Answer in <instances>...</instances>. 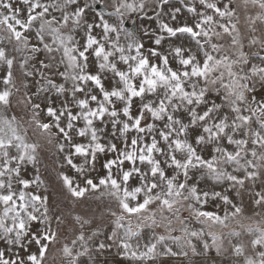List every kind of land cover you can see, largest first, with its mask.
I'll use <instances>...</instances> for the list:
<instances>
[{
  "label": "snow or ice",
  "instance_id": "snow-or-ice-1",
  "mask_svg": "<svg viewBox=\"0 0 264 264\" xmlns=\"http://www.w3.org/2000/svg\"><path fill=\"white\" fill-rule=\"evenodd\" d=\"M178 2L169 23L148 8L170 0H0V264H51L65 224L29 190L44 184L39 168L22 176L39 163L30 129L78 174L58 173L72 198L99 192L118 209H105L108 233L74 217L64 264H105L93 250L113 247L133 264L213 250L264 264V0ZM183 10L191 23L177 22ZM181 36L190 43L172 42Z\"/></svg>",
  "mask_w": 264,
  "mask_h": 264
},
{
  "label": "rangeland",
  "instance_id": "rangeland-1",
  "mask_svg": "<svg viewBox=\"0 0 264 264\" xmlns=\"http://www.w3.org/2000/svg\"><path fill=\"white\" fill-rule=\"evenodd\" d=\"M172 7H182L178 0H170V3L168 6L164 7L163 9H153L152 5H149L148 12L149 15L155 16L156 11H162L161 19L165 20L169 23H174L170 19L169 13L171 12ZM254 14V12H253ZM187 20L189 23H191V14L188 13L186 10H183L180 14L177 16V22H184ZM130 22H132L130 20ZM144 25L149 28L150 31H156L157 26L155 24V21L152 22L144 21ZM138 28L140 27L139 23H137ZM240 27L242 29V32L245 31L243 20H241ZM99 31V30H97ZM256 35H260V31L256 33ZM77 38H80V34H77ZM173 43H184L185 45H188L190 41L186 37H178V38H172ZM144 43L146 47L150 46V42L147 40V38H144ZM169 41L166 39L162 44V50H166L168 46ZM245 50L246 51H255V48H249L247 45V42L245 41ZM2 71V70H0ZM111 84V75L108 74L107 79L105 80V86L108 87ZM32 91L35 89L32 88ZM19 99V94L13 97V106L16 105V100ZM55 99V98H53ZM41 103L42 107L47 102L45 100V96L41 95L39 99L36 101ZM58 103L59 101L56 100ZM119 107V105H117ZM17 112L20 111L19 108H15ZM133 111L135 112V105L133 107ZM98 127H104L105 132L101 133V140L107 141L111 139L110 132H111V126L110 124H104L100 125L99 122H97ZM82 126V123L81 125ZM29 138L31 140L39 141L41 147L38 149L39 153V163L35 167L33 165H27L25 166L24 170L22 171V176L24 178H35L36 168H39V175L41 179L44 181V184L40 186L39 189H36L35 186H33L31 189L32 191H38L41 195H47L48 196V204L50 208V214L51 215H60L61 218L65 221V224L61 226L62 235L60 237V240L53 244L51 246V250L49 252V257H54L53 260H51V264H64L62 253H59L57 251L58 248L62 246L63 243L67 242L70 244L71 239L74 238V232H78L79 225L75 224L74 217L79 215L82 218L85 219H92L94 221L93 225L91 226H85L86 234L87 231L90 229V227H96L99 225L101 227V230L103 233H108L111 229V225L109 224V220L111 217L108 215V213L105 211L106 208L111 207L112 210L118 211V209L115 206V203L113 201H110L107 197H101L97 199V197L100 196L99 192L96 193H88L85 195V197L77 200L75 198H72L70 194L67 192V190L63 187L62 182L58 179V173L60 171H64L69 175H72L79 179L78 174L75 172L74 169H71L70 166H68L66 163H64L62 159V154L57 153L55 148L53 146H50L46 143V140L42 137H40L38 134H34L32 130H29ZM79 142L81 139L84 138H76ZM103 160V157L100 158ZM77 163L82 162V158H76ZM97 170H100V164L97 163ZM95 175V173H92ZM201 187H205V185L202 183ZM45 189H47L45 191ZM234 196V193L230 194ZM237 200L239 198H236ZM245 204L248 205V197L245 196L244 198ZM250 208V206H249ZM209 210H216L213 209L211 206H209ZM222 214V212H221ZM246 215H251V211H247L245 213ZM184 215H187V213H184ZM192 227H199L198 224L195 223V221L192 222ZM158 232L163 231L162 229H157ZM174 235H180L179 232H175ZM151 233L147 230L142 234L141 243L147 242V240L150 238ZM98 239H104V236L101 235ZM5 245L3 242H0V248H3ZM174 251H179L178 248H176L174 245L172 246ZM13 251H16V249H13ZM93 257L96 258L98 261H103L105 264H133V262L129 261L127 258L122 257L117 254V251L115 247H113L110 250H106L102 255L99 257H96V253L93 250ZM161 258H157L159 261ZM82 261L88 262V264H91L89 262L88 257H82ZM232 260V257L230 256H217L214 252V250L209 254V256H204L203 254L200 256H192L191 252H189V256L182 257H165L163 258L164 264H230V261ZM146 264H151V262H146Z\"/></svg>",
  "mask_w": 264,
  "mask_h": 264
},
{
  "label": "water",
  "instance_id": "water-1",
  "mask_svg": "<svg viewBox=\"0 0 264 264\" xmlns=\"http://www.w3.org/2000/svg\"><path fill=\"white\" fill-rule=\"evenodd\" d=\"M126 27L129 28L130 30L138 29L137 23L134 24V23L130 22V20L126 21Z\"/></svg>",
  "mask_w": 264,
  "mask_h": 264
}]
</instances>
